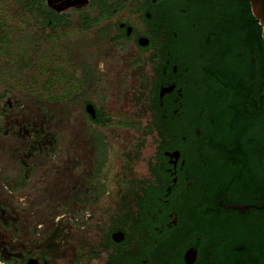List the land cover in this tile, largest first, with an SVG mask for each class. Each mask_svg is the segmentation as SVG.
I'll return each mask as SVG.
<instances>
[{"label":"flooded vegetation","instance_id":"1","mask_svg":"<svg viewBox=\"0 0 264 264\" xmlns=\"http://www.w3.org/2000/svg\"><path fill=\"white\" fill-rule=\"evenodd\" d=\"M14 2L32 21L36 55L73 26L130 49L123 59L131 75L153 70L143 128L155 146L146 173L130 196L101 212L104 186L79 190L83 206L71 220L84 252L66 264H264V49L248 0ZM53 64L51 78L61 83ZM97 64L85 84L105 72ZM71 78L82 82L73 68ZM82 112L94 127L109 122L93 102ZM16 231L0 206V264H50L41 243L22 237L17 245Z\"/></svg>","mask_w":264,"mask_h":264},{"label":"rangeland","instance_id":"2","mask_svg":"<svg viewBox=\"0 0 264 264\" xmlns=\"http://www.w3.org/2000/svg\"><path fill=\"white\" fill-rule=\"evenodd\" d=\"M22 14L14 0H0V36L5 35L0 40V95L9 98L0 100V206L14 216L17 245L22 237L28 244L41 243L50 264H66L84 252V246L75 247L82 237L71 215L83 206L85 189L99 184L109 192L99 196L101 212L106 204L130 196L146 173L155 146L143 128L155 87L153 70L141 66L131 75L130 60L123 59L130 49L73 26L59 34L58 43L42 44L36 55L32 21H24ZM55 61L65 77L61 83L51 78ZM97 62L106 65L105 72H96L85 84L83 77ZM71 68L82 82L70 80ZM86 101L104 113L106 125L90 124L82 112ZM23 161L29 171L22 169ZM89 263L95 264H77Z\"/></svg>","mask_w":264,"mask_h":264},{"label":"water","instance_id":"3","mask_svg":"<svg viewBox=\"0 0 264 264\" xmlns=\"http://www.w3.org/2000/svg\"><path fill=\"white\" fill-rule=\"evenodd\" d=\"M250 6V12L257 22L259 28L261 29V38L263 41L264 49V0H248ZM263 95H264V86H263Z\"/></svg>","mask_w":264,"mask_h":264}]
</instances>
